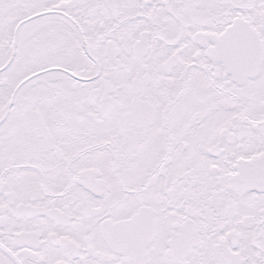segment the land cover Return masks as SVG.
Returning <instances> with one entry per match:
<instances>
[{
	"label": "snow or ice",
	"instance_id": "snow-or-ice-1",
	"mask_svg": "<svg viewBox=\"0 0 264 264\" xmlns=\"http://www.w3.org/2000/svg\"><path fill=\"white\" fill-rule=\"evenodd\" d=\"M0 264H264V0H0Z\"/></svg>",
	"mask_w": 264,
	"mask_h": 264
}]
</instances>
